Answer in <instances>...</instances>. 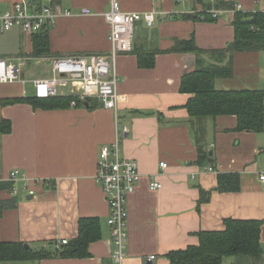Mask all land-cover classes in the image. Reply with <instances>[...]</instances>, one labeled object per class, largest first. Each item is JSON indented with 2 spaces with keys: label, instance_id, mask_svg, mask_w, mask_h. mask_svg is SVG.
Returning a JSON list of instances; mask_svg holds the SVG:
<instances>
[{
  "label": "crops",
  "instance_id": "crops-1",
  "mask_svg": "<svg viewBox=\"0 0 264 264\" xmlns=\"http://www.w3.org/2000/svg\"><path fill=\"white\" fill-rule=\"evenodd\" d=\"M16 1L0 0V12ZM30 1L58 4L76 13L54 19L48 28L50 53L46 56L109 51L108 25L99 14L109 8V0ZM118 3L124 11L154 12L155 18L151 25L143 19L136 22L132 51L116 58L117 118L98 101L56 109L33 108L28 102L6 103L31 95L22 82L0 84V120L11 125L9 132L0 131V183L10 184L0 189L4 203L0 240L21 241L29 249L54 252L56 242L76 237L80 219L95 218L99 237L88 244L87 256L52 255L17 261L115 264L107 223L109 209L95 174L101 145L113 142L116 131L125 125L129 131L121 138L120 148L124 156L137 162L140 176L126 199L128 238L122 264H169V251L198 244L199 231L221 230L225 219L231 218L262 220L259 241L264 251V180L259 176L264 168V130L235 131L233 115L191 122L185 107L191 94L181 92L180 84L184 74L196 68V56L172 49L178 40L190 39L206 50L225 48L235 36V5L241 4L237 11L264 12V0ZM217 3L225 5L218 6L224 12L213 18L205 10ZM82 7L93 13L79 15ZM204 15L214 20L207 21ZM19 34L26 40L25 50L7 55L2 46L19 40ZM30 40L15 28L0 33V56L10 62L31 56ZM140 51L155 53L152 67L138 64ZM204 62L230 67L229 73L217 78V88L264 89V50L208 53ZM195 129L202 134V148L212 152V171L206 169L211 164L198 162ZM160 161L167 167L162 169ZM15 168L23 177L10 181ZM218 172L239 173V190L218 191ZM152 180L160 181L161 187L150 189ZM202 189L209 192L205 198L199 192Z\"/></svg>",
  "mask_w": 264,
  "mask_h": 264
},
{
  "label": "trees",
  "instance_id": "trees-1",
  "mask_svg": "<svg viewBox=\"0 0 264 264\" xmlns=\"http://www.w3.org/2000/svg\"><path fill=\"white\" fill-rule=\"evenodd\" d=\"M57 2V0H51ZM216 6H225L217 3ZM231 6V5H230ZM199 17V16H198ZM232 25L234 39L227 43L225 48L206 50L194 43L193 39L177 41L172 48L176 51H188L196 56V68L184 74L180 91L191 94L185 103L189 120L192 122L202 117L214 119L218 115H233L237 119L235 131H251L257 133L264 130V89H221L216 87L217 78L230 72V67L222 68L218 65H206L205 54L234 53L241 51L264 50V12L235 11ZM207 21L214 20L204 15ZM30 44L31 56L49 54L48 28L34 33ZM154 52L138 53V64L152 67L154 64ZM71 97L55 96L51 98H12L7 102H28L33 108L56 109L69 106ZM83 104V103H82ZM81 103L79 105H82ZM11 125L8 120H0V131L9 132ZM198 149V162H206L212 165L214 159L209 152L202 148L203 137L200 131L194 130ZM218 191H236L240 188V176L237 172L217 174ZM9 183H0V189L9 188ZM201 197L205 198L208 191L200 190ZM0 201V208L3 206ZM262 220L256 219H225L224 228L217 231H199L198 244L189 245L183 249H174L167 253L169 264H218L223 258L235 255L249 258L251 264H264V251L260 247V227ZM99 237V223L95 218L80 219L79 230L73 240L62 244L59 250L54 252L48 249L32 250L25 247L21 241L6 242L0 240V262L40 259L45 256H87L88 244Z\"/></svg>",
  "mask_w": 264,
  "mask_h": 264
},
{
  "label": "built area",
  "instance_id": "built-area-1",
  "mask_svg": "<svg viewBox=\"0 0 264 264\" xmlns=\"http://www.w3.org/2000/svg\"><path fill=\"white\" fill-rule=\"evenodd\" d=\"M108 9L99 13L108 25L109 51L107 53H90L83 55L69 54L68 56H32L21 57L20 60L35 59V63L47 61L51 66L49 76H40L24 80V62L19 64L8 61L0 56V84H12L14 82L27 81L32 83L35 98H51L55 96L71 97L69 106L75 107L90 98H95L102 107L112 110L115 118L118 117L119 108L117 102L118 77L116 71V58L119 54L132 51L134 30L136 22L143 19L151 25L154 23V12L124 11L119 7L118 0H109ZM241 8L236 4L232 11ZM213 18L219 16L224 10L211 7L205 10ZM90 8L82 7L79 15H90ZM76 14L71 8H62L58 4L33 3L30 0H18L13 2L3 12H0V33L11 29H18L30 37L34 33L49 28L58 16H71ZM129 131L127 126L120 127L116 131L114 141L103 144L100 147L96 162L95 180L99 183L107 201L109 215L107 223L111 227L112 250L111 257L115 264H122L126 257L127 245V210L125 208L127 196L135 188L139 180L140 172L137 162L123 155L120 142ZM162 169L167 167L164 161L159 162ZM212 171L211 166L206 167ZM264 180V168L259 173ZM23 177L20 170L15 168L10 172L8 180L14 181ZM150 189L157 190L161 182L152 180ZM33 190H29L32 193ZM68 239L62 238L55 243V249L59 250ZM151 259L154 256L150 257Z\"/></svg>",
  "mask_w": 264,
  "mask_h": 264
},
{
  "label": "rangeland",
  "instance_id": "rangeland-1",
  "mask_svg": "<svg viewBox=\"0 0 264 264\" xmlns=\"http://www.w3.org/2000/svg\"><path fill=\"white\" fill-rule=\"evenodd\" d=\"M19 37L20 39L19 40L17 39L11 45L7 44L6 48L4 47V45L2 46V49L5 50V53H7V55L10 56L11 54H17L20 48L22 50H25L26 40L22 34H19L18 38ZM42 56H46V54H42L40 56H33V57L40 58ZM21 61L25 63L24 64V77H23L24 80H29V79L40 77V76H49L51 73V66H50V63H48L47 61H40L38 63H35L36 61L35 59H26V60L25 59L20 60L17 58L13 59V62L15 64H19L21 63ZM25 84H26L25 92L27 93V95H32L33 89H32L31 83L27 81ZM89 101L97 102L95 98H90ZM29 263L26 261H2L0 262V264H29ZM222 263L223 264H251V262L249 261V258H246L244 256L237 257L235 255L229 256L228 258H224L222 260Z\"/></svg>",
  "mask_w": 264,
  "mask_h": 264
},
{
  "label": "water",
  "instance_id": "water-1",
  "mask_svg": "<svg viewBox=\"0 0 264 264\" xmlns=\"http://www.w3.org/2000/svg\"><path fill=\"white\" fill-rule=\"evenodd\" d=\"M84 104H85V105H88V102H87V101H84V102H83V105H84ZM209 154L211 155L212 152L210 151Z\"/></svg>",
  "mask_w": 264,
  "mask_h": 264
}]
</instances>
